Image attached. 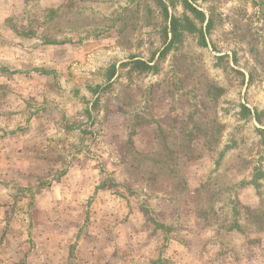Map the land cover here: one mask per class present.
Here are the masks:
<instances>
[{
	"label": "rangeland",
	"instance_id": "374dc122",
	"mask_svg": "<svg viewBox=\"0 0 264 264\" xmlns=\"http://www.w3.org/2000/svg\"><path fill=\"white\" fill-rule=\"evenodd\" d=\"M0 264H264V0H0Z\"/></svg>",
	"mask_w": 264,
	"mask_h": 264
},
{
	"label": "trees",
	"instance_id": "16d2710c",
	"mask_svg": "<svg viewBox=\"0 0 264 264\" xmlns=\"http://www.w3.org/2000/svg\"><path fill=\"white\" fill-rule=\"evenodd\" d=\"M174 23V22H173ZM244 108L246 109V110H248L249 112L251 111L247 106H244Z\"/></svg>",
	"mask_w": 264,
	"mask_h": 264
},
{
	"label": "crops",
	"instance_id": "0c3cea01",
	"mask_svg": "<svg viewBox=\"0 0 264 264\" xmlns=\"http://www.w3.org/2000/svg\"><path fill=\"white\" fill-rule=\"evenodd\" d=\"M77 196L79 197V194H78V192H77ZM84 196V194L81 196V197H83Z\"/></svg>",
	"mask_w": 264,
	"mask_h": 264
}]
</instances>
